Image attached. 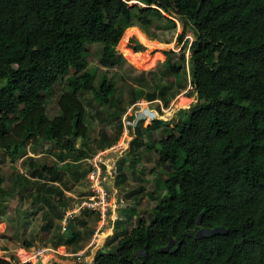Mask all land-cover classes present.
I'll return each mask as SVG.
<instances>
[{"label": "trees", "instance_id": "16d2710c", "mask_svg": "<svg viewBox=\"0 0 264 264\" xmlns=\"http://www.w3.org/2000/svg\"><path fill=\"white\" fill-rule=\"evenodd\" d=\"M130 1L0 0V152L24 156L29 145L52 142L60 158L66 152L75 156L67 168L79 180L81 161L94 156L76 144L90 139L79 93L92 89L100 103H120L114 79L103 77L94 90L88 44L103 43L101 63L114 67L125 61L117 46L127 27L132 26L126 34L136 35L140 29L174 31L177 18L195 32L191 85L199 102L175 126L155 119L145 128L166 132L156 148L158 162L171 167L166 196L150 221L142 218L123 229L115 251L99 249L92 264H264V0H139L142 5L133 6ZM184 36H178L180 43ZM131 41L136 52L127 47L133 52L145 50L137 39ZM184 45L179 60L167 52V70L177 77L186 70ZM72 70L66 82L71 91L60 96V113L49 118L47 94ZM173 87L158 84L146 98L176 97ZM97 145L99 151L113 145L107 132ZM29 165L33 177L58 181L55 165L34 159ZM50 193L43 199L62 221L65 213L52 204ZM0 264L31 263L0 258Z\"/></svg>", "mask_w": 264, "mask_h": 264}, {"label": "rangeland", "instance_id": "374dc122", "mask_svg": "<svg viewBox=\"0 0 264 264\" xmlns=\"http://www.w3.org/2000/svg\"><path fill=\"white\" fill-rule=\"evenodd\" d=\"M136 4L142 5L139 0L130 1V5ZM175 19L178 26L174 31L151 28L145 32L138 27L140 34L136 35L126 34L132 26L127 27L121 43L117 46V52L121 55L124 53L125 61L114 67H106L101 63L103 43L88 44L87 61L89 69L95 75L94 90L99 88L103 77L114 79L117 87L114 97L120 102L118 107L100 103L95 100L92 89L79 93L87 109L85 121L90 128V139H78L77 146L96 155L99 152L97 143L103 131L107 132L112 140L113 145L109 148L117 146L109 151L105 158L107 168L104 170V177L107 183H110L108 186L111 191L107 218L94 211H77L64 230L63 220L56 219L55 210L43 199L44 195L50 193L48 187L51 186L54 191L49 194L50 199L59 211L66 215L72 210H77L90 193L87 159L81 161L82 171L79 180H76L67 168L74 165L75 156L66 152L64 157L60 158L61 152L52 142L29 145L24 156L11 157L2 150L0 175L3 181L0 185L4 194L0 197V258L11 260L13 263L92 264L99 249L104 254L115 251L123 229L135 227L142 218L150 221L152 209L166 196L164 180L168 177L171 167L158 162L156 151L166 132L163 128H145H149L155 119L163 120L165 126H175V122L187 119L190 108L195 109L199 102L198 94L191 85L190 46L196 37L195 32L190 25ZM182 34L185 36L180 43L178 36ZM133 38L145 46L144 51L135 53L134 43L131 41ZM183 45L186 70L177 77L167 70V52L173 51L175 59L179 60ZM157 53L163 55L152 56ZM74 74L75 70H72L70 75L65 76L47 94L49 118L60 113L58 100L62 94L71 91L66 82ZM169 83L174 85V91L179 92L176 97L172 98L171 93H161L156 100H147L146 95L154 91L156 85ZM3 85L4 83L0 82V87ZM134 97L137 100L132 103ZM120 123L123 124L121 133ZM117 136L119 137L116 141ZM150 144H153L154 148H150ZM31 159L42 166L55 165L60 170L58 181L51 182V177H33L29 165ZM83 172L85 176H82ZM152 195L155 198H152ZM74 234L76 237L73 238ZM61 235H64L61 243L54 245L53 242ZM26 243H33V246L27 248ZM96 247L97 252L93 257ZM11 256H16L17 260Z\"/></svg>", "mask_w": 264, "mask_h": 264}, {"label": "built area", "instance_id": "2783aa9c", "mask_svg": "<svg viewBox=\"0 0 264 264\" xmlns=\"http://www.w3.org/2000/svg\"><path fill=\"white\" fill-rule=\"evenodd\" d=\"M127 127L125 123V128ZM117 148V146L113 147ZM113 148H107L96 153L92 156L88 162L90 166V171L88 172L87 179L89 183L90 193L86 199L81 203V206L77 210H72L68 212L62 221L63 229L66 230L69 225L71 217L77 211H94L98 213L103 218H107V214L110 209V197L111 191L109 188V183H107L104 177V170L107 168L105 163L106 154ZM116 171V168H115Z\"/></svg>", "mask_w": 264, "mask_h": 264}, {"label": "water", "instance_id": "95a60500", "mask_svg": "<svg viewBox=\"0 0 264 264\" xmlns=\"http://www.w3.org/2000/svg\"><path fill=\"white\" fill-rule=\"evenodd\" d=\"M186 83H187V81H185ZM207 233H209V234H211V231L210 230H205ZM201 232H204L203 230L201 231ZM214 233H215V231H214ZM173 244V241L168 245V247L167 248H169V247H171V245ZM97 252V247L93 250V257H94V253H96ZM95 258V257H94Z\"/></svg>", "mask_w": 264, "mask_h": 264}, {"label": "crops", "instance_id": "0c3cea01", "mask_svg": "<svg viewBox=\"0 0 264 264\" xmlns=\"http://www.w3.org/2000/svg\"><path fill=\"white\" fill-rule=\"evenodd\" d=\"M110 184V183H109Z\"/></svg>", "mask_w": 264, "mask_h": 264}]
</instances>
